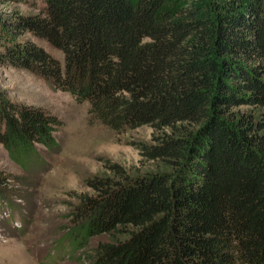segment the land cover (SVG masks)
<instances>
[{"label":"trees","instance_id":"1","mask_svg":"<svg viewBox=\"0 0 264 264\" xmlns=\"http://www.w3.org/2000/svg\"><path fill=\"white\" fill-rule=\"evenodd\" d=\"M16 23L62 56L28 43L18 61L91 120L151 125L134 145L168 165L86 178L80 234L110 235L93 264H264V118L232 109L264 106V0H41ZM59 124L0 94V142L25 167L58 149Z\"/></svg>","mask_w":264,"mask_h":264},{"label":"rangeland","instance_id":"2","mask_svg":"<svg viewBox=\"0 0 264 264\" xmlns=\"http://www.w3.org/2000/svg\"><path fill=\"white\" fill-rule=\"evenodd\" d=\"M41 0H0V94L8 101L40 106L61 124L59 147L37 145L40 162L23 165L0 142V264H93V247L108 233L80 234L74 211L80 193H92L86 178L109 173L118 162L129 173L168 168L161 160H143L135 141H151L153 128L142 124L114 130L91 120L88 103L56 88L40 73L18 61L17 46L40 45L59 51L16 23L36 13ZM15 22V23H14ZM264 118V106L239 105ZM22 165V166H21Z\"/></svg>","mask_w":264,"mask_h":264}]
</instances>
